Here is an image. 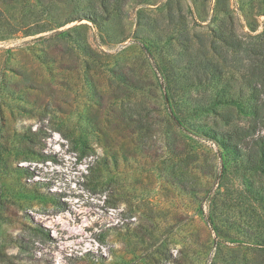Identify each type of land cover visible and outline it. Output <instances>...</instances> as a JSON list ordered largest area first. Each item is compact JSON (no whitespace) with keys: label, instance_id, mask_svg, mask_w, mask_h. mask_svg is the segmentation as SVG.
Returning <instances> with one entry per match:
<instances>
[{"label":"rangeland","instance_id":"374dc122","mask_svg":"<svg viewBox=\"0 0 264 264\" xmlns=\"http://www.w3.org/2000/svg\"><path fill=\"white\" fill-rule=\"evenodd\" d=\"M167 1L0 0V264H264V169L188 127L242 133L248 99L181 112L246 92L218 21L253 36L264 2Z\"/></svg>","mask_w":264,"mask_h":264},{"label":"trees","instance_id":"16d2710c","mask_svg":"<svg viewBox=\"0 0 264 264\" xmlns=\"http://www.w3.org/2000/svg\"><path fill=\"white\" fill-rule=\"evenodd\" d=\"M158 0H153L156 2ZM244 5H248L246 11L252 13V10L258 4L264 2V0H238ZM170 0L164 3V6H169ZM104 7V5H103ZM102 7V8H103ZM93 12L91 14V19L93 22L97 21L99 14L96 13V8H90ZM232 26V16L227 18H222L218 21L219 34L218 37L225 45L231 46L237 52L242 46H245V53L250 62V67L247 70V74L240 77L239 80H234L235 85L241 89L242 86L246 89V92L240 90L241 95L237 96L235 94L223 93L222 95H197L190 96L185 99L184 109L186 111H181L182 113L193 110V112H204L209 110V104H212L219 99L223 98L227 102H233L236 98H246L248 114L251 117V122L249 126L246 127L242 133L235 132L233 134L219 132L207 125L200 124L197 122H189L188 127L194 132H197L211 140L220 143L224 148L237 157L242 163L249 164L251 167L256 169H264V134H258L256 137L257 126L259 123L264 121V25L262 30L255 35H246L238 37L236 35L235 29L233 28L228 35H225L226 27ZM152 25L148 27V30L143 31L142 37L145 41L159 45L160 41L157 36L151 34ZM255 29L252 28L251 31ZM245 38L244 40L242 38ZM162 52L165 55L174 57L172 59V69H178L181 65V60L177 59V49L174 46H169L168 48H162ZM183 58L184 68H187L192 72V75H184L183 79L186 83H197L201 85L208 79L207 70L217 69L218 65L214 64L212 61H205L203 63L198 62L196 65H192V60L189 56L185 55ZM216 104V103H215ZM251 137L249 145L248 142L244 143L242 138ZM247 144V145H245ZM41 230V229H40Z\"/></svg>","mask_w":264,"mask_h":264}]
</instances>
